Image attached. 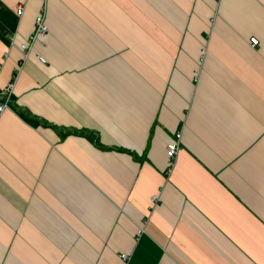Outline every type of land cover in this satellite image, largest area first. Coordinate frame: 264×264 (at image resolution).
I'll use <instances>...</instances> for the list:
<instances>
[{
	"label": "crops",
	"instance_id": "0c3cea01",
	"mask_svg": "<svg viewBox=\"0 0 264 264\" xmlns=\"http://www.w3.org/2000/svg\"><path fill=\"white\" fill-rule=\"evenodd\" d=\"M10 83L0 264H264V0H0Z\"/></svg>",
	"mask_w": 264,
	"mask_h": 264
},
{
	"label": "built area",
	"instance_id": "2783aa9c",
	"mask_svg": "<svg viewBox=\"0 0 264 264\" xmlns=\"http://www.w3.org/2000/svg\"><path fill=\"white\" fill-rule=\"evenodd\" d=\"M43 2H46V0H42ZM23 12L22 7L17 8V15L20 16ZM49 35V30L46 24V15H45V8H41V11L37 14L35 21H34V30L29 35L27 41L19 46L20 50L23 52V57L27 58L28 54L32 51L33 46L38 43H44L46 38ZM252 46H256L258 44V40L252 38L250 40ZM39 61L44 64L45 60L42 57L38 58ZM12 84H8L3 93L2 100L0 101V115L4 112V110L7 108V104L9 101V95L12 91ZM180 140H181V132H178L173 140L167 145L166 147V155L168 159V169L167 173L170 172L171 168L173 167V163L175 160V157L180 149ZM160 195L159 193H156L151 197V203L153 205H156L159 202ZM141 231H137V234H140ZM129 254L122 253L120 255V264H126L129 260Z\"/></svg>",
	"mask_w": 264,
	"mask_h": 264
}]
</instances>
